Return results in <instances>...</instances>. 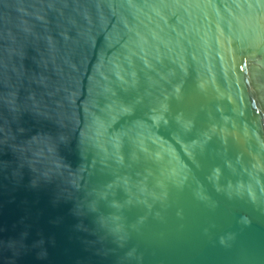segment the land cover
<instances>
[{
    "label": "water",
    "instance_id": "1",
    "mask_svg": "<svg viewBox=\"0 0 264 264\" xmlns=\"http://www.w3.org/2000/svg\"><path fill=\"white\" fill-rule=\"evenodd\" d=\"M0 264H264V0H0Z\"/></svg>",
    "mask_w": 264,
    "mask_h": 264
}]
</instances>
